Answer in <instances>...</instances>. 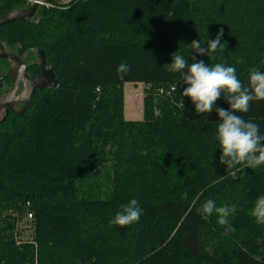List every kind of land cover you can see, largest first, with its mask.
<instances>
[{"label":"trees","instance_id":"trees-1","mask_svg":"<svg viewBox=\"0 0 264 264\" xmlns=\"http://www.w3.org/2000/svg\"><path fill=\"white\" fill-rule=\"evenodd\" d=\"M27 2L0 0V18ZM221 29L225 50L196 59L234 66L247 86L264 72V0H72L0 27L2 42L43 51L60 81L0 121V264H264V224L250 215L264 166L227 170L216 111L197 114L179 88L157 93L187 87L163 67L177 51L191 63L192 41ZM127 83L151 86L142 121L125 119ZM237 114L264 135V100ZM132 199L139 222L111 224ZM208 199L235 205L234 231L203 218ZM29 214L33 240L20 242Z\"/></svg>","mask_w":264,"mask_h":264},{"label":"clouds","instance_id":"clouds-1","mask_svg":"<svg viewBox=\"0 0 264 264\" xmlns=\"http://www.w3.org/2000/svg\"><path fill=\"white\" fill-rule=\"evenodd\" d=\"M223 29L214 40L208 39L206 44L201 40L192 41L191 49L194 55L191 63L179 51L171 57V63L163 68L171 73H180L182 82L187 86L183 90V97L191 99L197 114H210L216 111L219 122L216 123V138L219 141L222 154L220 163L228 169L242 171L244 168L255 169L264 166V135L260 133L259 125L245 120L237 113H247L252 101L264 100V72L253 67L248 76V85L245 86L236 74L234 66L224 63L215 65L197 61L196 56H211L218 48H223ZM243 60L238 61L242 63ZM130 71L127 63L121 62L117 67V74L122 79ZM224 98L229 110L216 107V102ZM181 107H184L182 104ZM238 166H241L238 168ZM203 218L212 214L217 216L219 225L226 231H234L229 217L236 212L235 205L217 206L213 199L206 200L198 209ZM142 215V208L137 199L121 205V209L110 221L120 227L138 223ZM250 215L258 224H264V195L258 197Z\"/></svg>","mask_w":264,"mask_h":264},{"label":"flooded vegetation","instance_id":"flooded-vegetation-1","mask_svg":"<svg viewBox=\"0 0 264 264\" xmlns=\"http://www.w3.org/2000/svg\"><path fill=\"white\" fill-rule=\"evenodd\" d=\"M71 1L72 0H53V2L50 3L51 6H41L39 8L40 10L38 9L36 15L32 19L23 21H39L42 18V15L46 14L48 8L68 4ZM29 7V2H27V5L21 6L12 11H21ZM3 52L19 57V59L25 63L26 74L29 79H33L41 74V51L29 50L27 48L24 49L19 46L12 47L7 42H2L0 40V54ZM36 67H39V70ZM15 83H17V89L9 100V102L14 104L12 107H5L0 111V121L7 117L11 112L16 113L17 111H21L25 106V102H22L24 82L20 80V72L18 68L16 66L12 67L8 60L0 58V103L7 99L9 93L13 90ZM36 91L43 90L35 89L31 96V101Z\"/></svg>","mask_w":264,"mask_h":264},{"label":"water","instance_id":"water-1","mask_svg":"<svg viewBox=\"0 0 264 264\" xmlns=\"http://www.w3.org/2000/svg\"><path fill=\"white\" fill-rule=\"evenodd\" d=\"M53 0H33L30 3V7L21 10V11H12L8 15H5L0 18V27L10 24L14 21H23L32 19L38 9L41 6H48L52 3ZM41 55V74L33 79H29L26 74V65L25 63L19 59V57H15L14 55L3 52L0 54L1 59L8 60L12 67L16 66L20 72V80L24 82V90L22 93V102H25V106L21 111H17L16 114L23 115L25 114L31 107L32 101L31 96L35 89L39 90H47V89H58L60 87V81L57 75L54 72V69L48 63L47 56L43 51L40 52ZM17 89V83H15L13 90L9 93V96L5 101L0 103V111L5 107H12L14 103L9 102L14 92Z\"/></svg>","mask_w":264,"mask_h":264},{"label":"rangeland","instance_id":"rangeland-1","mask_svg":"<svg viewBox=\"0 0 264 264\" xmlns=\"http://www.w3.org/2000/svg\"><path fill=\"white\" fill-rule=\"evenodd\" d=\"M49 6H51V4H49ZM146 90L147 87L143 84L127 83L124 85L126 120H144V101L146 98ZM19 225L20 226L18 227L17 232L15 234L17 240L20 242L32 241L34 230L30 220H23L20 222Z\"/></svg>","mask_w":264,"mask_h":264},{"label":"built area","instance_id":"built-area-1","mask_svg":"<svg viewBox=\"0 0 264 264\" xmlns=\"http://www.w3.org/2000/svg\"><path fill=\"white\" fill-rule=\"evenodd\" d=\"M29 3H31L32 1L31 0H28ZM147 87V90H150L151 89V86H146ZM178 88L181 89V90H184L185 86L184 85H181L180 87H177V86H172L171 88L167 89V88H159L157 90V93L158 95L160 96H168V97H173L174 94L178 91ZM181 99L182 100H186V97H183V95L181 96ZM184 105L185 103H181V105ZM33 218V215L32 214H29V220H31Z\"/></svg>","mask_w":264,"mask_h":264},{"label":"bare ground","instance_id":"bare-ground-1","mask_svg":"<svg viewBox=\"0 0 264 264\" xmlns=\"http://www.w3.org/2000/svg\"><path fill=\"white\" fill-rule=\"evenodd\" d=\"M32 2H33V0H31ZM29 5H30V3H29Z\"/></svg>","mask_w":264,"mask_h":264}]
</instances>
